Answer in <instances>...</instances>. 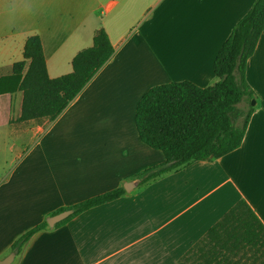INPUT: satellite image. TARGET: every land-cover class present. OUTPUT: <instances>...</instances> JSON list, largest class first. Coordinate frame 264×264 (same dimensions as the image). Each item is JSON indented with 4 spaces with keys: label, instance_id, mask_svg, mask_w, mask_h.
<instances>
[{
    "label": "crops",
    "instance_id": "obj_1",
    "mask_svg": "<svg viewBox=\"0 0 264 264\" xmlns=\"http://www.w3.org/2000/svg\"><path fill=\"white\" fill-rule=\"evenodd\" d=\"M254 2L109 0L108 11L121 4L123 15L105 20L102 0H0V167L15 165L0 177V261L58 209L134 182L121 198L35 234L12 264H179L201 241L188 264L215 247H227V264H264V230L252 213L227 215L245 200L264 226V32L247 66L255 110L242 146L147 184L136 178L165 162L140 138L143 96L170 82L214 84L216 57ZM102 29L115 53L67 109L54 121L20 120L24 95L11 76L28 38L41 37L57 78L98 45ZM166 33L180 46L169 49Z\"/></svg>",
    "mask_w": 264,
    "mask_h": 264
},
{
    "label": "trees",
    "instance_id": "obj_2",
    "mask_svg": "<svg viewBox=\"0 0 264 264\" xmlns=\"http://www.w3.org/2000/svg\"><path fill=\"white\" fill-rule=\"evenodd\" d=\"M263 32L264 0H255L236 23L216 57L214 71L217 80L214 84L200 87L188 80L176 81L154 86L146 92L137 109V129L145 144L164 153L165 162L137 175L141 184L181 171L198 161L222 158L242 146L255 110L251 105L255 92L247 80V66ZM97 41L95 48L75 56L71 73L51 78L41 37L33 35L28 38L24 60L14 64L11 76V82L15 84L12 91L19 90L24 95L20 120L46 118L54 121L67 109L115 53L106 30L98 33ZM245 101L250 107L240 109L239 105ZM125 194V187H119L60 208L54 215L71 209L74 213L57 225ZM240 209L250 211L264 230L245 200H240L227 215ZM222 224L223 221L219 222L208 235ZM48 227L45 220L28 231L13 245V251H21L35 234ZM201 245H195L179 264H188ZM227 250V247L209 248L201 257V264H227Z\"/></svg>",
    "mask_w": 264,
    "mask_h": 264
},
{
    "label": "rangeland",
    "instance_id": "obj_3",
    "mask_svg": "<svg viewBox=\"0 0 264 264\" xmlns=\"http://www.w3.org/2000/svg\"><path fill=\"white\" fill-rule=\"evenodd\" d=\"M109 0H102V2L104 3V5L101 7V9L98 11V15H100V17L101 18H104L105 20H115L117 17H116V15H120V13L122 14V12H121V10H122V5L120 4V5H118V6H116V8H114L112 11H108V9H107V2H108ZM175 3H178V1H176ZM147 10V13H148V8L146 9ZM145 10V11H146ZM173 11H175V12H179V10H178V8H176L175 10L173 9ZM126 14V13H125ZM124 14V15H125ZM123 15V14H122ZM124 17V16H123ZM141 20V19H140ZM139 20V21H140ZM166 21L167 20V18L165 17V18H163V17H161V20H160V22L161 21ZM138 21V22H139ZM137 22V23H138ZM159 22V23H160ZM136 23V24H137ZM179 24H180V18H179V15L177 14V16H176V18L174 19V21H173V23H172V28L174 27H177V26H179ZM136 26H138V25H136ZM139 26H140V24H139ZM133 30H135V28L133 29ZM180 34V33H179ZM163 42H165V44L167 45V47L169 48V49H173L174 47H179L180 46V43H181V41H180V39H179V37H178V35L177 36H173L172 38H171V40H168L167 39V33H166V39H164L163 40ZM253 101L254 100H252L251 101V105L253 104ZM250 107V105L249 104H240L239 105V108L240 109H245V110H247L248 108ZM14 167H15V165H14V161L13 160H10L9 161V163L8 164H6V165H4V166H2V167H0V177L1 178H3V177H7V176H9L10 175V173L12 172V170L14 169ZM125 186V185H124Z\"/></svg>",
    "mask_w": 264,
    "mask_h": 264
},
{
    "label": "water",
    "instance_id": "obj_4",
    "mask_svg": "<svg viewBox=\"0 0 264 264\" xmlns=\"http://www.w3.org/2000/svg\"><path fill=\"white\" fill-rule=\"evenodd\" d=\"M253 105H255V101H253ZM135 185L134 182H129L127 184H125V189L127 191H131L132 190V186ZM74 213V210H66L63 212H60L58 214H55L49 218H47V222L51 227H54L57 223L67 219L69 216H71ZM17 251H13L10 255H8L5 259H3L2 261H0V264H12V262L14 261L16 255H17Z\"/></svg>",
    "mask_w": 264,
    "mask_h": 264
}]
</instances>
